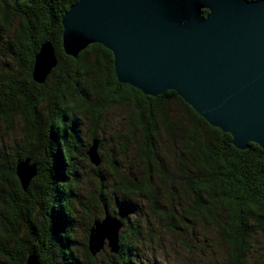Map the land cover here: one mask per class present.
Instances as JSON below:
<instances>
[{"label":"trees","instance_id":"trees-1","mask_svg":"<svg viewBox=\"0 0 264 264\" xmlns=\"http://www.w3.org/2000/svg\"><path fill=\"white\" fill-rule=\"evenodd\" d=\"M75 1L0 0V122L11 129L19 121L22 131L8 150L0 147V264H25L30 254L38 264H141L132 246L141 233L149 240L156 233L150 226L143 232L136 218L128 223L126 217L142 214L140 198L167 232L213 228L221 264H264V149L252 143L235 149L228 134L207 125L172 91L149 97L116 84L111 54L98 44L75 58L64 55L60 19ZM46 42L56 64L36 84L30 77L33 56ZM169 102L179 116L169 115ZM122 104L130 106L125 140L115 147L131 150V161L124 172L115 158L110 160L112 183L107 188L99 182L93 204L98 213L87 225L89 229L106 211L122 226L116 253L108 251L97 263L87 249L88 229L80 244L72 233L77 163L91 165L85 151L92 139L99 149L102 113ZM82 124L88 132L85 145ZM161 137L170 146L167 165L157 145ZM25 159L35 175L23 190L14 167ZM98 166H92L93 172ZM158 188L165 193L164 210Z\"/></svg>","mask_w":264,"mask_h":264},{"label":"water","instance_id":"water-1","mask_svg":"<svg viewBox=\"0 0 264 264\" xmlns=\"http://www.w3.org/2000/svg\"><path fill=\"white\" fill-rule=\"evenodd\" d=\"M206 11L205 14L202 11ZM68 57L90 44L110 52L115 83L155 97L172 91L204 122L244 150L264 149V0H76L60 19ZM56 64L49 43L33 56L30 77L44 82ZM97 140L85 156L100 164ZM24 190L35 175L25 159L14 167ZM122 223L104 211L88 229L91 256L112 254ZM25 264H38L28 255Z\"/></svg>","mask_w":264,"mask_h":264},{"label":"rangeland","instance_id":"rangeland-1","mask_svg":"<svg viewBox=\"0 0 264 264\" xmlns=\"http://www.w3.org/2000/svg\"><path fill=\"white\" fill-rule=\"evenodd\" d=\"M172 117L179 116V111L174 103L169 102L168 106ZM130 106L122 104L118 106H111L105 109L101 115V122L97 129V137L101 144L97 151L100 158V165L98 166L97 173L93 172L95 168L87 163V161L79 162L78 165V184L73 191V201L71 204V227L74 239L77 244L86 237L88 223L92 219V214H97L98 210L94 207V200L97 198L98 185L102 181L107 188L112 183L108 173V163L112 158L118 162L121 170L128 171L129 162L131 161L132 153L128 150H122L120 147H115L116 143L120 144L125 139L123 138L126 130V116L128 115ZM174 111V112H173ZM173 112V113H172ZM82 144H86L88 132L82 124L81 130ZM22 137L21 124L19 121H15L11 129H7L5 125L0 122V147L8 150L12 141H17ZM159 153L161 159L165 161L166 165L169 159L168 151L169 145L164 142L161 137L157 141ZM85 146L81 147V154L85 150ZM133 167L134 175H138L139 171ZM128 174V173H127ZM154 184H158L156 179H153ZM156 195L159 197L158 201L160 205L167 208V201L165 193L161 189H155ZM84 206L87 212L84 210ZM138 207L142 213H138L139 216L130 215L128 223L136 218L140 224L141 230L145 232V229L150 226L155 230L156 235H152L150 240L144 234L140 236L138 242L133 244L134 254L136 261L141 264H221L223 253L221 248L215 244V232L213 228H203L180 230L179 234L167 232L163 227L161 228V221L156 214L149 213L147 202L140 198ZM84 209V210H83ZM113 207L110 208L112 210ZM113 214V213H112ZM114 216V215H112ZM116 217V216H114ZM102 215H100V219ZM194 228V227H193ZM158 231V232H157ZM180 237H183L185 244L190 246L187 248L180 243ZM102 252L95 254L97 263H100V258L108 255V248L103 247ZM252 257V256H251ZM261 257V256H260ZM251 264V263H249Z\"/></svg>","mask_w":264,"mask_h":264}]
</instances>
